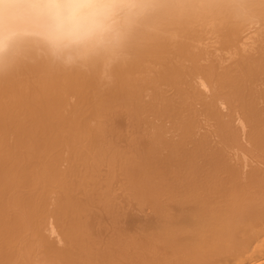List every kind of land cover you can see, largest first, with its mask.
Returning <instances> with one entry per match:
<instances>
[{"label": "bare ground", "instance_id": "bare-ground-1", "mask_svg": "<svg viewBox=\"0 0 264 264\" xmlns=\"http://www.w3.org/2000/svg\"><path fill=\"white\" fill-rule=\"evenodd\" d=\"M140 2L148 11L118 56L65 65L32 39L0 52V264H264V178L239 183L227 157L264 154V0ZM116 111L150 127L148 152L114 143ZM236 124L247 143L230 135ZM113 185L170 209L151 200L157 223L95 252L82 220L112 202Z\"/></svg>", "mask_w": 264, "mask_h": 264}, {"label": "clouds", "instance_id": "clouds-1", "mask_svg": "<svg viewBox=\"0 0 264 264\" xmlns=\"http://www.w3.org/2000/svg\"><path fill=\"white\" fill-rule=\"evenodd\" d=\"M147 11L140 0H4L0 52L17 39H32L65 65L103 53L118 56Z\"/></svg>", "mask_w": 264, "mask_h": 264}, {"label": "rangeland", "instance_id": "rangeland-1", "mask_svg": "<svg viewBox=\"0 0 264 264\" xmlns=\"http://www.w3.org/2000/svg\"><path fill=\"white\" fill-rule=\"evenodd\" d=\"M262 49H264V48H262ZM253 56H254V55H253ZM226 62H227V61H226ZM226 62H225V63H226ZM202 63H203V62H202ZM228 63H229V62H228ZM228 63H227V64H228ZM203 64H204V63H203ZM229 64H230V63H229ZM206 65H207V64H206ZM205 67H206V66H205ZM205 67H204V68H205ZM191 86H193V85H191ZM191 86H190L189 89H191ZM163 88H164V87H163ZM193 88H194V86H193ZM195 88H196L197 90H195ZM195 88H194V89H191V90H194V92H195V91H198L197 93H199V94H196V95H199V96L203 95L202 93H200V92H201V89L199 88V89H200V90H199V89H198V86H197V87L195 86ZM165 90H168V89L166 88ZM165 90H164V91H165ZM164 91H163V92H164ZM168 91H170V92L167 93V91H166L165 93H166L168 96H170V95L172 96V94L169 95V93H173L174 90H172V91H171V90H168ZM189 92H190V90H189ZM191 92H192V94H193V91H191ZM191 92H190V93H191ZM203 92H204V91H203ZM175 93H176V92H175ZM175 93H174V94H175ZM204 93H205V92H204ZM162 94H163V93H162ZM166 94H165V95H166ZM205 94H206V93H205ZM205 94H204V95H205ZM165 95H164V96H165ZM193 95H194V94H193ZM204 95H203V97H205L204 99L207 100V99H206V98H207V94H206L205 96H204ZM168 96H165V97L168 98ZM199 96H198V98H201V97H199ZM203 97H202V98H203ZM210 97H211V96H210ZM169 98H170V97H169ZM134 108H135V107H133L132 112H131V110H130V111L128 110V111H129V114H132V115H134V117H135V116H138L139 113L135 112V111H134V110H135ZM131 109H132V108H131ZM218 109H221V108L218 107ZM136 110H137V109H136ZM234 110H235V109H234ZM133 111H134L135 113H137V115H136ZM219 111H220V110H219ZM219 111H217V112H219ZM221 111H222V110H221ZM226 111H227V110H225V111H223V112H226ZM117 112H118V111H116V114H118ZM130 112H131V113H130ZM230 112H231V111H230ZM230 112L227 111L226 114H228V113H230ZM114 113H115V112L112 113V116H113ZM126 113H128V112H124V115H123L124 118L122 117L121 112H119V114L117 115V116L120 115L121 117L119 116V117H120V118H119V119H120V120H119L120 122L117 121V120H118V117H117V120H116V122H115V124H114L115 127H117V129H116V128H115V129L118 130V131H117V134H113V135H116V136L111 135V136H112V140H113V138H114L113 141L116 140L114 143L117 145V143H118V141H119L120 145L118 144V145H119L118 147L120 148V150L122 149V151H123L124 153H127V151L129 150V149L126 150V149H125L126 147H127V148H129V147H131V148H132V147H135V148H136V146H138V150H139V151H141V150H143L144 148H146V146L148 147V145L151 147V143H149L150 140H149V141L146 140L147 138L149 139V136H148L149 133H148V135H146V133L149 131L150 127H148V129H147V128H142V125H140V127L142 128L141 131H140V129H138V126H137L138 124H137V125L135 124L136 122H135V123H132V126H131V125H130L131 122L136 121V120H134V119H136V117L133 119V121H132L131 119L128 120L130 117L127 119V118L125 117V114H126ZM133 113H134V114H133ZM221 113H222V112H221ZM116 114H114V116H116ZM122 114H123V113H122ZM222 114H223V113H222ZM226 114H224V115H226ZM230 114H231V113H230ZM230 114H229V115H230ZM126 115H127V114H126ZM229 115H226V116H229ZM114 116H113V118H114ZM129 116H130V115H129ZM232 116H233V115H232ZM232 116H230V118H232ZM138 117H139V116H138ZM113 118H112V119H113ZM115 118H116V117H115ZM115 118H114V120H115ZM132 118H133V116H132ZM142 118H144V115H142ZM142 118H141V116H140V120H138V121L140 122ZM226 118H227V117H226ZM228 118H229V117H228ZM228 118H227V119H228ZM230 118H229V119H230ZM110 119H111V117H110ZM112 119H111V121H113V122H111V123H114V120H112ZM137 119H139V118H137ZM143 120H144V119H142V121H143ZM121 121H122V122H121ZM128 121H129V122H128ZM130 121H131V122H130ZM227 121H228V120H227ZM125 122H126V123H125ZM139 122H137V123H139ZM143 122H144V121H143ZM128 123H129V124H128ZM140 123H141V122H140ZM140 123H139V124H140ZM144 123H145V122H144ZM230 123H231V122H230ZM146 124H148V123H146ZM146 124H143V125H145V127L149 126V125L146 126ZM111 125H112V124H111ZM119 125H120V126H119ZM135 125H136V128H135ZM230 125H231V124H230ZM232 125H233V123H232ZM234 126H235V123H234ZM234 126L231 127V129H233V131L230 130V129L228 128V129H229V132H230V135L233 134V135H231V136L233 137V139H234V135H235V138H236V137L238 138V137H239L238 135H239V134L241 133V131H242V130H240L241 127L239 128V125L237 126V124H236V127H238V128L235 127V130H234ZM111 127H112V126H111ZM227 127H228V124H227ZM112 129H113V128H112ZM115 129L113 130V132L115 131ZM121 129H122V130H121ZM144 129H145V131H144V135H143V130H144ZM146 129H147L148 131H147ZM228 129H227V130H228ZM237 129L240 130V133H239L238 131H236ZM129 130H131V133H130ZM133 130H134V131H133ZM136 131H137V133H136ZM138 131H139V133H140L141 135H143V136H145V137L147 136V137L144 139L143 136H141L140 134H138ZM231 131H232V132H231ZM234 131L238 132L239 134H238V133H235ZM110 132H111V131H110ZM113 132H112V133H113ZM115 132H116V131H115ZM119 132H120V133H119ZM122 132H123V133H122ZM125 132L127 133V135H126ZM145 132H146V133H145ZM129 133H130V135H129ZM131 134H132V137H131ZM236 135H237V136H236ZM138 136H139V137H138ZM126 137H127V138H126ZM133 137H134V138H133ZM135 137H136V138H135ZM119 138H120V139H119ZM121 138H122V139H121ZM141 138H143L144 140H142ZM239 138H240V139H237V140H236V141H237L236 144L239 143V140L243 139L242 133H241V137H239ZM125 139H126V140H125ZM138 139L140 140V141H139L140 143L137 142ZM213 139H214V140H212V138H211L212 142H210V145L213 146V147L211 146L212 148H214V145H215V148H216L217 146H219V145H218L219 143L216 144V142H219V141L215 140V139H217V137H215V138L213 137ZM121 140H122V141H121ZM124 140H125V141H124ZM127 140H128V142H127ZM130 140H131V142H130ZM133 140H134V141H133ZM141 140H142V141H141ZM123 141H124V143H123ZM135 141H136V142H135ZM213 141H214V142H213ZM234 141H235V139H234ZM241 141H245V140L243 139V140H241ZM147 142H148V144L145 146V144H146ZM245 142H246V141H245ZM127 143H128L130 146H128ZM132 143H133V146H132ZM134 143H135V144H134ZM213 143H214V144H213ZM240 143H241V142H240ZM246 143H247V142H246ZM246 143H244V144H246ZM141 144H142V145H141ZM242 144H243V142H242ZM242 144H240V146H241V147L239 146L240 148H243V147H242ZM123 145H124L125 147H124ZM140 145H141V146H140ZM238 145H239V144H238ZM238 145H237V146H238ZM249 145H250V144H249ZM140 147H141V149H140ZM142 147H144V148L142 149ZM249 147H250V146H248V145L246 144V145L244 146V149H247V148H248V149L250 150L252 146H251L250 148H249ZM131 148H130V149H131ZM215 148H214V149H215ZM219 148H221V145H220L218 148H216L215 150H217V149H219ZM124 150H125V151H124ZM135 150H136V149H135ZM138 150H137V152H139ZM144 150H145V149H144ZM144 150H143L142 152H144ZM148 150H149V147H148ZM148 150H147V148H146V151H145V152H148ZM220 150L222 151L223 149H220ZM241 150H242V151H241ZM241 150L238 151V152H236V153H237V157H236V156H233L235 153H234V154L231 153V152H235V151H237V150H235V151L233 150V151H230V152L227 151V155H229V156H227V157L232 158V160L227 158V159H228V162H229V160H230V161H232L233 163L236 162V164L238 163V164L240 165V167H237V168H239V169L235 168V170H236V169L239 170V171H238V172H239V174H238L239 176L237 175V173H238L237 170H236L237 173L234 171L232 174H234V175L236 174V176H238L237 178H238V180H239V183H240V180H241L242 177H243V179H245L244 181H246V178H247V180H248V176H249V178H250V174H251V176L253 175V176H252L253 178H254V177L258 178V177H259V178L257 179V181H258V180L261 181V179L264 178V172H263V175H262V171H264V165H263V164H264V154L262 155L261 153H258V151H255V150L253 149V147H252V150H250V151H252V152H249V151L246 150L245 153H246V152H247V153H248V152H249V153H252L251 156L253 155L254 157H251V158L249 159V156H250V154H249V155L246 157V160L243 161V160H241L242 158H240L239 155H238L239 152H241V153L243 152L242 154H245L244 151H243V149H241ZM253 151L256 152V153L253 154ZM130 152H131V150H130ZM130 152H128V153H130ZM134 152H135V151H134ZM228 152H229V153H228ZM247 153H246V155H247ZM142 154H143V153H142ZM137 155H138V154H137ZM230 155H231V157H230ZM235 155H236V154H235ZM240 155H241V154H240ZM232 156H233V157H232ZM259 157H260V158H259ZM252 158H253V159H252ZM258 158H259L260 160H259ZM248 159H249L250 161H252V163L249 164V165H248V163H249L250 161H248ZM251 159H252V160H251ZM255 159H256V161H255ZM233 160H234V161H233ZM235 160H237V161H235ZM258 160H259V161H258ZM239 161H241V162H239ZM247 161H248V162H247ZM242 162H243V164H241ZM244 162H246L247 164L244 165ZM260 162H261V163H260ZM262 162H263V163H262ZM231 164H232V163H231ZM238 164H237V165H238ZM229 165H230V164H229ZM229 165H228V166H229ZM237 165H236V166H237ZM239 165H238V166H239ZM253 165H254V166H253ZM262 165H263V167H262ZM226 166H227V164H226ZM249 166L251 167V171H249V170H250V167H249ZM259 166H260V167H259ZM248 167H249V168H248ZM256 168H257V169H256ZM259 168H260V169H259ZM242 169H244V170H242ZM248 169H249V170H248ZM253 170H254V171H253ZM256 170H257V171H256ZM261 170H262V171H261ZM260 171H261V172H260ZM228 172H229V171H228ZM230 172H231V171H230ZM247 173H248V175H247ZM249 173H250V174H249ZM256 174L258 175V177H257ZM260 174H261V175H260ZM239 177H240V178H239ZM256 178H255V179H256ZM238 180H237V181H238ZM114 184H115V183H114ZM119 187H121V185H113V188H114V197H113V195L111 196V194L113 193V192H112L113 190L111 191V194H109V195L112 197V202L109 201V202H107V204H105V205H103V206L101 207L102 204H100V205L98 204V205H97V203H95L96 201H94V204H93L94 206H93V205H90V206H91V208H92V206H93V207H98V210H95V208H94V210L97 211V214H93V215H94L93 218H92V215H91V218H92V219H90V218L88 219L87 217H88V215H90V212H89L88 215H87V217H86L87 220L85 221L86 218L84 219V221L82 220V223H83V226H84V229H85V230H89V229L87 228V226H89V224L87 223V221L90 220L89 223L91 222L90 224H91V227H92L93 229L90 228V230H91V229L93 230V231H92V234H91V231H90V230L87 231V232L89 233V239H90V241L93 242V251H95V252H97V251H103L102 248L104 249L103 252H106V250H107V248H108V246H109L108 243L117 240V239L120 237V235L124 236L125 241L128 243L129 241H131V238H130V237L137 236V235L139 234V232H140L139 235H141L142 229H143V231H144V230H147V229H149V226H152V225L156 222V221L154 222V220H152V219H154V217H152V215H151L152 208L150 209V208H149L150 206L148 207V203L152 200L151 196L149 197V200H150V201H147V199H148L147 195H148V194L140 195L142 198H143V196H144L143 201L146 202V204H147V205L144 204V206H145V207H144V208H145V211H144V208H142V205H140L141 203L137 204L139 201L137 202V201H131V200H128V199L125 198V196L123 197V195H122L123 193H121V192H119V191L117 192L116 190H118ZM113 188H112V189H113ZM94 189H95V188H94ZM119 189H120V188H119ZM93 191H94V190H93ZM115 191H116V192H115ZM122 192H123V190H122ZM93 193H94L93 195L95 196L98 192L95 193V191H94ZM99 194H100V193H99ZM115 194H116V196H115ZM97 195H98V194H97ZM97 195H96V197H97ZM117 195H118V197H117ZM119 195H120V196H119ZM121 197H122V198H121ZM146 197H147V198H146ZM109 198H110V197H109ZM113 198H117L118 202H117L116 199H113ZM124 199L127 200V201H125ZM161 199H162V198H161ZM161 199H160V200H157V201H153V200H152V203H151L152 205H151V206H155V204H154L155 202H157V204H158V201H159V204H160V201L163 202V200H164L165 198H163L162 200H161ZM166 199H167V198H166ZM166 199H165V202H168V200L166 201ZM121 200H124V201H121ZM140 200H142V199H140ZM129 201H130V204H129ZM143 201H142V203H144ZM113 202H114V203H113ZM123 202H125V203H123ZM126 202H127V203H126ZM132 202H135V204H136L137 207H138V205H140V207H141L142 209H141V208L138 209L137 207H135V204L132 203ZM136 202H137V203H136ZM140 202H141V201H140ZM153 202H154V203H153ZM165 202H163V204H161L162 206L164 205V206H163V207H164L163 209H166V208H165L166 206L171 205V201H170V203L168 202V203H169L168 205H167V203H165ZM90 203H93V202H90ZM90 203H89V204H90ZM116 203L119 204V205H117ZM109 204H110V205L112 204L111 207L109 206ZM114 204H115L116 206H115ZM120 204H121V205H120ZM126 204H127V205H126ZM153 204H154V205H153ZM159 204H158V205H159ZM95 205H96V206H95ZM106 205H107V206H106ZM131 205H132V206H131ZM133 205H134V206H133ZM165 205H166V206H165ZM112 206H113V207H112ZM125 206H126V207H125ZM99 207H100L101 209H99ZM103 207H106L107 209L102 210ZM108 207L111 208V209H109V210H110L109 213L107 212V211H108ZM118 207L121 208V211H122L123 214L120 212V209H118ZM131 207H132V208H131ZM146 207L149 208V210H150L151 212H150L149 210H146V209H147ZM157 207H158L159 209L156 208V207L153 208V209L156 208V210H157V211H154L155 214H157V213L160 214V213H162V212L164 213L163 209H162L161 212H158V210L160 211V207H159V206H157ZM174 207H175V206H174ZM174 207L171 206V208L174 209V210L172 211L173 214L176 213ZM91 208H90V209H91ZM116 208H117L118 210H117ZM125 208H126V209H125ZM130 208H131V209H130ZM103 209H104V208H103ZM122 209H123L124 211H125V210H128V211H125L126 213H124ZM169 209H170V207H167L166 210L169 211ZM172 209H171V210H172ZM176 209H177V207H176ZM112 210H113V211H112ZM135 210H136V211H135ZM139 210H140L141 212H140ZM177 210H178V209H177ZM90 211L93 212V213L95 212V211H93V208H92ZM114 211H115V212H114ZM132 211H133V213H132ZM137 211H138V213H137ZM174 211H175V212H174ZM106 212H107V213H106ZM112 212H114L115 214L112 213ZM139 212H140V213H139ZM143 212H144V213H143ZM146 212H147V213H146ZM156 212H157V213H156ZM170 212H171V211H170ZM172 212H171V213H172ZM178 212H179V210H178ZM178 212H177V213H178ZM95 213H96V212H95ZM98 213H100V214H98ZM105 213L108 214L109 217L105 216ZM111 213H112V215H114L115 217H116L117 215H119V214H120V215H119V217L117 216V220H116L115 217H112V218H111V215H110ZM129 213H130V214H129ZM131 213L134 214V215H132ZM135 213H137V214H135ZM145 213H146V214H145ZM165 213H167V212H165ZM102 214H103V215H102ZM116 214H117V215H116ZM124 214H125V216H123ZM139 214H141V216H142V217H141L142 220H140V221H138V219H141V218L138 217V216H140ZM142 214H144V215H142ZM153 214H154V213H153ZM178 214H179V213H178ZM121 215H122L123 217H122ZM129 215H130V216H129ZM137 215H138V216H137ZM135 216H137L136 218H138V219H135ZM155 216H156V215H155ZM89 217H90V216H89ZM94 217H95V218H94ZM130 217H131L132 219H131ZM144 217H145V218H144ZM150 217H152V219H150ZM102 218H103V219H102ZM109 219H110L111 221H107V220H109ZM118 219H119V221H118ZM122 219H123V220H122ZM130 219H131V220H130ZM145 219H147V220H145ZM91 220H92V221H91ZM94 220H95V222H94ZM98 220H99V222H98ZM112 220H113V221H112ZM115 220H116V221H115ZM121 220H122V222H121ZM132 220H135L136 224H135V222H133ZM149 220H150V221H149ZM101 221H102V222H101ZM126 221H127V222H126ZM141 221H143V222H141ZM93 222H94V223H93ZM96 222H97V223H96ZM109 222H110L111 225L109 224ZM138 222H139V223H138ZM144 222H145V223H144ZM148 222H149V223H148ZM150 222H152V225H150V224H151ZM86 223H87L88 225H87ZM92 223H93V225H92ZM98 223H99L100 228H99V226H98ZM102 223H103V224H102ZM114 223H116V224H114ZM133 223H134L135 225H134ZM143 223H144V224H143ZM147 223H148V224H147ZM156 223H157V222H156ZM119 224H121V225H119ZM123 224H124V227H123ZM125 224H129V226H128V225H125ZM132 224H133V225H132ZM146 224H147V226H148V225H149V226L146 227ZM103 225H104V227H103ZM116 225H117L119 228H118ZM141 225H142V228L140 227ZM156 225H157V224H156ZM101 226H102V227H101ZM134 226H135V227L137 226L136 229H132V228H135ZM144 226H145V227H144ZM89 227H90V226H89ZM97 227H98V228H97ZM107 227L109 228V230L106 232V230L108 229ZM130 227H131V228H130ZM103 228H104V229H103ZM112 228H113V229H112ZM127 228H128V229H127ZM129 228H130V230L132 229L133 231L131 230V231H128V233H127V230H129ZM138 228H139V229H138ZM145 228H147V229H145ZM98 229H99L100 231H99ZM114 229H115L116 231H115ZM122 229H123V230H122ZM125 229H126V230H125ZM137 229H138L139 232H137ZM118 231H119V232H118ZM122 231H123V232H122ZM125 231H126V232H125ZM101 232H102V233H101ZM105 232H106V233H105ZM121 232H122V233H121ZM133 232H134V233H133ZM93 233L97 234L99 239L102 238L101 241H100L98 238L95 239L96 235H94ZM98 233H99V234H98ZM104 233H105V234H104ZM109 233H110V235H109ZM123 233H124V234H123ZM130 233H131V234H130ZM132 234H134V235H132ZM135 234H136V235H135ZM92 235H94L95 237L92 236ZM103 235H104V236H103ZM90 237H91V238H90ZM105 237H106V238H105ZM116 237H118V238H116ZM93 238H94V239H93ZM109 238H112V240L110 239L111 241H109ZM105 239H106V240H105ZM114 239H115V240H114ZM124 239H123V240H124ZM102 240H103V241H106V243L104 244V242H102ZM98 242H99V243H98ZM101 242L103 243V245H102ZM99 244H100V245H99ZM57 245H58V244H57ZM105 245H106V246H105ZM100 248H101V250H100ZM105 248H106V249H105ZM98 249H99V250H98ZM108 249H109V248H108ZM109 250H110V249H109ZM116 251H117V250H116Z\"/></svg>", "mask_w": 264, "mask_h": 264}]
</instances>
